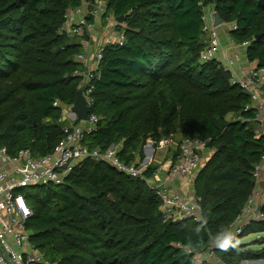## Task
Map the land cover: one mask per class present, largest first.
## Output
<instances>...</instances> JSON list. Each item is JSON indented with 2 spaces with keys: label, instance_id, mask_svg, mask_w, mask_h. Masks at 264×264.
<instances>
[{
  "label": "trees",
  "instance_id": "trees-1",
  "mask_svg": "<svg viewBox=\"0 0 264 264\" xmlns=\"http://www.w3.org/2000/svg\"><path fill=\"white\" fill-rule=\"evenodd\" d=\"M81 3L0 0V149L9 156L29 150L43 157L63 137L61 107L53 103L76 100L82 79L74 72L84 67L75 58L89 38L60 28L66 10ZM105 3L107 14L123 17L115 29L124 30L125 43L103 49L90 106L98 121L82 144L100 150L120 144V161L138 164L149 138L209 139L212 153L193 181L200 220L163 221L159 197L145 180L86 158L61 184L18 190L33 212L30 243L50 264H191L186 249L204 251L242 212L264 151L249 94L230 84L219 64L199 60L206 44L201 17L213 8L234 24L232 41L249 42L248 60L264 68V0ZM156 170L150 165L143 175L150 179ZM253 233H264V222H250L228 250L214 254L225 264L264 259V241L256 250L235 243Z\"/></svg>",
  "mask_w": 264,
  "mask_h": 264
},
{
  "label": "built area",
  "instance_id": "built-area-1",
  "mask_svg": "<svg viewBox=\"0 0 264 264\" xmlns=\"http://www.w3.org/2000/svg\"><path fill=\"white\" fill-rule=\"evenodd\" d=\"M213 12V8L205 9L201 17L206 44L199 60L201 63L213 61L219 64L222 70L229 74L230 84L237 85L249 94L251 108L254 110L252 121L256 123L255 137H264V68H258L256 62L248 60L246 48L249 42L236 44L229 41L225 45L222 44L217 27L213 26ZM102 19L106 23L104 27H101ZM98 22L101 30L106 31L102 36L99 34L101 30L98 34L95 31ZM117 23L111 14H107L105 0H94L92 4L82 0L80 6L67 9L64 14L61 33L69 37L85 34L89 38L84 44L85 52L75 58L84 68L74 72L82 79L80 90L88 106V115L86 120H78L79 123L75 124L77 118L70 110L72 105L63 106L55 101L53 106L61 107V121L67 124L62 128V139L51 153L43 157H33L29 150H20L12 157L6 153L5 148L0 149V162L3 166L0 170V264H50L30 243L32 233L27 228V223L33 212L18 190L31 186L61 184L74 167L86 158L106 162L130 177L145 180L159 197L163 221L183 218L200 220V205L195 198L188 200L184 192L177 188L176 183L184 182L201 169L209 150V139L203 141L182 138L177 141L168 137L161 138L155 144L149 138L146 140L149 143H145L143 147L145 157L138 164H124L120 161V144H112L105 150L91 149L82 144L84 135L90 133L98 121V118L90 113V106L93 103V82L98 77V64L102 59L103 49L108 44L122 46L125 43L124 30L115 29ZM230 26V30H236L234 24ZM231 118L229 116L228 120H233ZM168 147H175L176 151L168 169L165 170L166 173L160 176L162 168L157 167L152 178L144 177L143 172L148 166L154 165L156 155ZM252 177L255 188L242 212L230 225L228 232L213 239L209 245L228 250L232 240L242 233L247 224L252 221L264 222V213L261 211L264 204V151L253 168ZM259 186L263 191V204L258 208L253 204V199ZM239 242L238 240L235 243ZM186 253L192 255L191 264L201 263V251L186 249ZM248 263L252 261L245 262Z\"/></svg>",
  "mask_w": 264,
  "mask_h": 264
},
{
  "label": "crops",
  "instance_id": "crops-1",
  "mask_svg": "<svg viewBox=\"0 0 264 264\" xmlns=\"http://www.w3.org/2000/svg\"><path fill=\"white\" fill-rule=\"evenodd\" d=\"M220 38H221V42L223 45L227 44L229 41H232V39L229 36V30L223 31L220 34ZM175 151H176L175 147L174 148L168 147L167 149L160 151L154 158V165H156L158 168H162V171L160 172V176H163L166 173L165 170L168 169L170 165V160L173 159ZM2 168L3 166L0 162V170ZM195 175L196 174L191 175L189 178L184 180V182H179V184L176 183L177 188H179L182 192H184L185 197L190 201H192L195 198L194 192H193V181H194ZM173 189L176 190V188H173ZM255 191L257 195L254 196L253 204L255 205V207L259 208L263 204V191L261 190V186H259ZM261 238L264 239L263 236H261ZM240 242H241L240 246H242V244L244 243H242V241ZM262 246L260 245L258 249H260V247ZM261 262H264V260Z\"/></svg>",
  "mask_w": 264,
  "mask_h": 264
},
{
  "label": "water",
  "instance_id": "water-1",
  "mask_svg": "<svg viewBox=\"0 0 264 264\" xmlns=\"http://www.w3.org/2000/svg\"><path fill=\"white\" fill-rule=\"evenodd\" d=\"M123 17H117L116 21L121 23ZM213 26L218 27L223 23L222 19L216 14V12H213ZM256 38H259V36H256ZM73 115L77 118V120L84 121L87 118L88 115V106L85 104L81 90L77 91V97L74 103L72 104L70 108ZM209 144H207V147L209 148ZM221 147L219 145L216 149L218 150ZM197 174V173H196ZM109 198L112 200V197L109 196ZM215 250H218V248L215 245H208L204 251L200 253L199 259L201 263H209V264H225L219 257H217L213 252ZM213 251V252H212ZM260 262V261H258ZM258 262L252 261L253 264H256Z\"/></svg>",
  "mask_w": 264,
  "mask_h": 264
},
{
  "label": "rangeland",
  "instance_id": "rangeland-1",
  "mask_svg": "<svg viewBox=\"0 0 264 264\" xmlns=\"http://www.w3.org/2000/svg\"><path fill=\"white\" fill-rule=\"evenodd\" d=\"M231 24H226V23H222L221 25H219L218 27H217V32H218V34L220 35L223 31H225V30H230V28H231V26H230ZM99 30H101V27H100V23L98 22L97 24H96V33L97 32H99ZM106 31H105V29H103V30H101L100 32H99V34L102 36L104 33H105ZM98 34V33H97ZM64 124H67L66 122H64ZM146 143H149V141L147 142L146 141ZM143 147L144 146H142V150H143ZM212 153V150L211 149H209L207 152H206V155H205V160L208 158V156L210 155ZM143 157H145V153L143 152ZM261 236H263L264 237V233H253V234H249V235H247V236H245V237H243V238H241L240 239V241H242V243H244V245L246 246V249H248V250H256V249H258V247L260 246V244H259V242L261 243V242H263L264 241V239L263 238H261ZM239 243H241V242H239ZM243 246V245H242ZM219 250V249H218ZM264 259H260V260H255V261H260V263L258 262L257 264H264V262H261V261H263ZM241 264H245V262H242ZM249 264V263H248Z\"/></svg>",
  "mask_w": 264,
  "mask_h": 264
}]
</instances>
